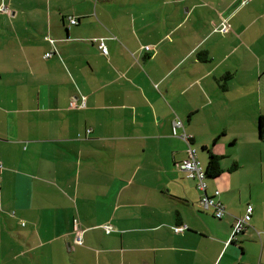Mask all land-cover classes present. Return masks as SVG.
I'll use <instances>...</instances> for the list:
<instances>
[{"label":"crops","instance_id":"obj_1","mask_svg":"<svg viewBox=\"0 0 264 264\" xmlns=\"http://www.w3.org/2000/svg\"><path fill=\"white\" fill-rule=\"evenodd\" d=\"M261 116L264 0H0V264H264Z\"/></svg>","mask_w":264,"mask_h":264},{"label":"built area","instance_id":"obj_2","mask_svg":"<svg viewBox=\"0 0 264 264\" xmlns=\"http://www.w3.org/2000/svg\"><path fill=\"white\" fill-rule=\"evenodd\" d=\"M2 10H5V9L2 8ZM69 19L71 23L73 24L78 23V19L75 17H70ZM230 28L231 26L227 20H224L221 23L220 29L222 32L229 31ZM100 48L104 54L108 53L107 46L105 45L104 42L101 43ZM51 54L52 53H48L47 55L49 56ZM173 128L175 132L177 128H184L183 121L179 118L175 119L173 122ZM182 137L185 139L188 138L186 133H184ZM194 152H195L194 150H191L190 157L187 160H185L183 163H179L178 167L182 170H185L188 174L197 177L200 182V187L205 190L206 184H207V182L205 181V171L203 167L201 166L200 160L197 158ZM218 193L219 191H216V194ZM201 203L202 205H204L205 208H209L210 206H213L216 210V214L218 217H222L225 213V209L222 203L214 200V198L204 196ZM252 216H253V206L248 205L245 214L243 216L237 217L235 220V223L233 226L232 238L236 237V235L244 232L247 229V227L250 225V222L252 220ZM186 227L187 226L184 224H179V225L174 226V230L175 232H182L184 229H186ZM105 228L108 232H110V230L112 229V226L105 225ZM80 233L81 232H79L77 236V242H81Z\"/></svg>","mask_w":264,"mask_h":264},{"label":"trees","instance_id":"obj_3","mask_svg":"<svg viewBox=\"0 0 264 264\" xmlns=\"http://www.w3.org/2000/svg\"><path fill=\"white\" fill-rule=\"evenodd\" d=\"M71 22V21H70ZM79 22V21H78ZM220 26L221 25H219V26H216V28H218V31H220V32H222L221 31V29H220ZM215 28V29H216ZM230 30V29H229ZM226 32H228V31H226ZM226 32H224V33H226ZM52 42L54 41L53 39H50ZM48 53H51V52H47L46 53V56H47V54ZM199 56L202 58V59H206L205 57H206V54H204V53H202V54H199ZM232 77V74L231 73H228L227 75H225V80L226 79H230ZM176 119H178V118H176ZM180 119V118H179ZM174 122V121H173ZM184 123V122H183ZM258 128H259V133L261 134V136L262 137H264V116H261L260 117V119H259V123H258ZM184 133H186L187 134V136H188V138L187 139H185V138H183L182 137V135L184 134ZM172 134H173V136H176V137H179V138H181L182 140H184L185 142H186V144H187V156L181 161V162H179V163H183L185 160H187L189 157H190V155H191V150H194L195 152V155L197 156V158L199 159V155H198V150L193 146V140H192V135L191 134H189L187 131H186V129H185V126H184V128H177L176 129V132L174 131V128H173V125H172ZM217 140V139H216ZM204 151H207V153H208V160H207V163L205 162V164L206 165H203V163L201 162V160H200V163H201V166L203 167V169H204V171H205V181L207 182V180L208 179H210V178H216V177H218L222 172H223V168H222V166H221V159L223 158V156H220V155H218V154H216L214 151H213V149L211 148V147H207V146H203V148H202ZM179 165V164H178ZM238 165L236 164V163H234L233 164V167L232 168H235V167H237ZM182 170V169H181ZM184 172H186L185 170H183ZM186 175H187V177L188 178H191V179H193V180H195V182H196V187H197V189L201 192V197H200V200H199V205L201 206V208L204 210V211H206V210H213V215L216 217V218H222L226 213H227V211H226V209H225V206H224V204L221 202V201H219L218 199H219V196H220V190H215L212 194H210V193H208V182H207V184H206V189L204 190V189H202L201 187H200V182H199V179L197 178V177H195V176H192V175H190V174H188L187 172H186ZM216 191H219V193L218 194H216ZM204 196H208V197H210V198H214V200H216V201H218V202H220V203H222V205H223V207H224V209H225V213H224V215L222 216V217H218L217 216V214H216V210H215V208L213 207V206H210L209 208H205L204 207V205H202V199H203V197ZM248 205H252V204H248ZM248 205H247V207H248ZM253 206V205H252ZM247 207H246V209H247ZM253 211H254V207H253ZM246 212V211H245ZM245 214V213H244ZM243 214V215H244ZM242 215V216H243ZM238 217H240V216H238ZM237 218V217H236ZM236 218H235V220H236ZM234 223H235V221H234ZM182 224H184V225H186L187 227H186V229H184L183 231H185V230H187V229H189V225L187 224V223H182ZM179 225V224H178ZM233 226H234V224H233ZM249 227V226H248ZM247 227V228H248ZM80 229H78V228H76V238H77V236H78V234H79V231ZM105 230H106V228H105ZM182 231V232H183ZM81 232V231H80ZM108 232V231H107ZM232 233H233V227H232V232H231V236H230V239H229V242L228 243H231V242H233V240L239 235H236V237H234V238H232ZM243 233V232H242ZM241 234V233H240ZM80 238H81V242H78L79 244H82V237H81V233H80Z\"/></svg>","mask_w":264,"mask_h":264},{"label":"rangeland","instance_id":"obj_4","mask_svg":"<svg viewBox=\"0 0 264 264\" xmlns=\"http://www.w3.org/2000/svg\"><path fill=\"white\" fill-rule=\"evenodd\" d=\"M199 152H200V151H198V153H199ZM199 159H200V157H199ZM200 160H201V159H200ZM201 162L203 163V165H206L205 162H204L203 160H201Z\"/></svg>","mask_w":264,"mask_h":264}]
</instances>
